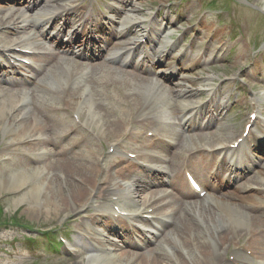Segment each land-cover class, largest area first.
Instances as JSON below:
<instances>
[{
    "label": "bare ground",
    "instance_id": "6f19581e",
    "mask_svg": "<svg viewBox=\"0 0 264 264\" xmlns=\"http://www.w3.org/2000/svg\"><path fill=\"white\" fill-rule=\"evenodd\" d=\"M264 2V0H263ZM74 3V0H45V2L38 5L36 10H34L31 14L26 12H22L19 16V22L21 24H25L30 26L28 22V18L33 17L34 25H38L42 23L43 25L47 22H43L44 18L49 17L52 18L53 16L60 17L61 19L65 20V23L69 22L70 15H75L76 9H67L71 4ZM122 6V5H121ZM119 7L120 9L122 7ZM127 8L125 15L123 16L122 20H120V30L116 33L117 36V44L112 53H108L104 56L102 63L104 62H118L122 64V56L118 57L119 51L123 49L122 55L124 58L129 54V48H126L125 45V38L128 34H130L131 30H137L141 26V18L145 16L141 14L140 7L138 5H129L125 6ZM143 18V19H144ZM8 23V22H7ZM125 35V37H123ZM2 45L0 49H2L3 53H6L8 56H12L16 54V48L22 47L21 44L14 43L16 40H8L2 34L0 35ZM78 38V37H76ZM133 45L138 42V37L133 36L132 39ZM166 41H161V44H166ZM46 63V62H44ZM102 63H96L100 65L99 70L92 72V81L83 82V84L78 88V93L76 96H72L69 94L68 89L60 88L58 90H52L45 85H40L41 79H44L43 82H52L60 84L64 79L67 77L69 72V66L67 65V60H64V57L59 58L57 61L49 64V68L46 71V74L39 80V82L35 85L34 92V103L38 104L39 107L43 111H48L53 109L52 105H48L41 100L39 93H43L44 95L50 96L52 99L58 98V91L61 89L63 91L64 96H69L74 104V109L77 112H81L84 114L85 120L89 123L88 126L95 127L100 135H105L107 132H116L117 129L120 127L119 121L123 119V115L125 113L120 109H116L117 118L114 119L110 116L112 111H114L113 103L117 102L118 99H114L115 96L112 94L108 96L106 88L109 86V83H114L112 77L119 71L116 66H112L109 63L105 64L104 66ZM84 70V69H82ZM82 74V71L80 72ZM210 78L206 80L209 81ZM160 80V81H159ZM162 81L161 78L155 79L154 81L148 80L146 77L136 78L132 77L131 80L128 81L125 88L126 90H132L133 93L136 90L138 94L142 93L145 94V100L151 98V102H157L163 95V90L161 89ZM10 87V86H9ZM9 87H5L6 92L4 93L3 97L0 99V125H3L4 120L6 119V113H8L13 107L21 102H24V98L26 96L25 91L21 92L19 89L17 92H13L9 90ZM120 88H124L120 86ZM4 88L0 87V93ZM212 90V87L209 89ZM41 91V92H40ZM170 94L166 97L163 101L162 106L170 105L171 101H174L177 106H180V112L184 111L187 106L191 104L198 103L196 98L200 94L199 89H190L187 86L183 85V88L179 91H169ZM209 92V91H208ZM137 96L132 95V98L135 99ZM60 98V97H59ZM81 98H84V104L82 107H78L79 101ZM256 106H259V103L264 101V93L259 97L256 98ZM259 102V103H258ZM112 103V104H111ZM180 104V105H179ZM222 104L218 103L217 109L221 108ZM25 108V107H22ZM224 107L221 108L220 113L222 112ZM30 109L25 108L24 111H20L19 114L22 116L20 122H16L13 126V130L11 133L15 136V139L22 138L25 134H29L31 137H37L42 132L45 131L44 125L39 124L36 118V113L31 114ZM114 111V113H115ZM79 112V113H80ZM18 114V115H19ZM33 115V116H32ZM15 118L9 119L6 121L5 126H12ZM52 127V135H56V137L60 136L59 134L64 133L68 127H72V122L69 119H65L64 115L53 117L51 121ZM188 125V123H184V125ZM217 132L213 133L210 132L209 136L213 142H215L214 146H219L221 150L225 148V143L229 142L228 140L233 139V134L235 133V129L233 125L226 122H218L217 123ZM70 130V128H69ZM68 131V130H67ZM66 131V132H67ZM56 139V138H55ZM169 142H173V139H170ZM94 140L90 138L85 144H83L82 149L78 152H75L72 155L67 156L66 151L61 150L58 152V156L56 159L48 162L46 165H38L36 170L37 173H42L46 171L47 173L52 170L60 171L62 174H69L71 170H77L79 173L78 177L81 178V183L83 185L79 186L76 185L74 181V177H69V185H71V195L68 196L65 194V191L60 189V184H54L55 180L53 177L44 176L40 179L39 182L32 183L29 188L27 189L28 195H31V203H29L28 207L25 210H35L37 212V205L42 204V208L44 209L45 213L49 210V208L55 210V212L59 211V209L65 204H71L72 200L87 194L88 191L86 189L91 190L93 187L94 181V171L97 169V157L98 155H94L95 146ZM233 143V142H232ZM36 143L32 144L30 147L32 148L31 151H37L38 149H34ZM237 147L238 150L233 152L232 154L234 157L230 160L237 159L238 161L241 160V150L245 147V143H241ZM168 150L166 149V155L160 152V157L156 158L150 156L149 154H142L140 156V160L144 162L151 163V162H158V165L152 166L155 169V172L162 171L166 163V156ZM225 154L229 152L228 148L226 150L220 151ZM214 153V152H212ZM151 159V161L149 160ZM245 160V159H244ZM247 160V159H246ZM250 162L247 160L244 165H249ZM94 170H91L92 166ZM204 166L203 164L198 165V168ZM236 168H240L239 162L235 164ZM74 168V169H73ZM65 172V173H63ZM31 173L27 168L24 171H17L13 175H10L9 178L5 180H0V193L4 191H15L20 188L26 181L28 176ZM128 173H124L123 175L120 174V177H113L110 178L109 187L110 190L104 193V200L103 205L101 206L99 213H105V211L109 212L111 209V202L117 200H111L113 197L119 199L121 210L125 211L128 215V219L138 222L141 221L137 217V212L141 210V206L144 203H149L150 198L153 195H156L159 190L152 193V196L146 198L145 202L138 204V200L141 198V193L145 194L146 188L153 185L154 182L145 183V186L139 185L140 188H135L133 184V179ZM68 175V176H69ZM82 176V177H81ZM72 178V179H71ZM256 180L264 182V176L261 178H257ZM157 182V181H155ZM254 182V181H253ZM160 181H158V184ZM74 184V185H73ZM68 185V186H69ZM254 185V184H253ZM46 186L45 189V197L44 201L39 203L36 201L37 194L40 189ZM251 185H243L242 190L243 194L238 195L235 193L234 201L224 200L220 198L214 197L213 193H208L206 196L208 198H204L203 202L200 204L191 203V202H184L183 208L179 209L178 206L175 204L174 207L160 205L155 209V204L152 203L146 208H153V211L150 213L151 215H156L157 217L161 218L160 222H155L156 224H160L162 219L172 218L173 221L178 222L175 226L169 230H167L165 235L160 239L157 246L154 248L157 250L159 246L162 247V250H158L156 258L148 259L144 254H137L133 251H127L125 253H119L117 250L119 249L118 244H111L112 250H105L101 249H94L89 253L87 257V264H206L208 262V255L210 254L207 245H213L212 251L215 250L219 255V258L222 257L221 251H224L223 244L224 242H230L232 236H237L238 232L242 229V227H249V225L255 224L257 225L260 222H263L260 219L261 216H264V210H247L249 209L248 206L250 203L254 204H264L261 203L263 201L258 193L264 192H249L245 193V189H249ZM257 186V185H256ZM259 187H264V185ZM204 187L214 188L213 185L205 183ZM144 188V189H143ZM179 188V187H178ZM204 190H206L204 188ZM161 198L158 199V202L164 201L166 199L163 194H161ZM35 201V204H33ZM38 202V203H37ZM81 202V201H80ZM50 206V207H49ZM216 207V208H215ZM247 208V209H246ZM142 213V212H140ZM195 214L199 216L198 218L195 217ZM207 215L214 216L216 221H211L207 219ZM197 220H195L194 218ZM193 218V220H192ZM98 219V218H96ZM95 220V218L93 219ZM110 223L114 222V220H109ZM142 222V221H141ZM115 223V222H114ZM218 225H215V224ZM229 225L232 228L230 229V233L224 231L217 234V231L222 229L224 225ZM122 230V235H125L128 232V228L121 227L119 228ZM161 230L159 233H162ZM119 233V230H118ZM88 234V233H87ZM87 241V240H86ZM103 247L105 245H102ZM244 247L247 246L243 245ZM165 248L167 249L165 251ZM252 251H256V253L245 255L242 253H236L234 256L235 262L240 264H264V247L259 244V242L255 241L253 246H249ZM180 252V255H179ZM184 258H181V257ZM222 262V261H219ZM76 264V263H75ZM210 264V262H209ZM224 264H229L226 261Z\"/></svg>",
    "mask_w": 264,
    "mask_h": 264
},
{
    "label": "rangeland",
    "instance_id": "374dc122",
    "mask_svg": "<svg viewBox=\"0 0 264 264\" xmlns=\"http://www.w3.org/2000/svg\"><path fill=\"white\" fill-rule=\"evenodd\" d=\"M24 1V0H22ZM129 1V0H128ZM127 1V2H128ZM243 1L247 2H252L254 4H257L259 6H263L264 2L263 0H186V7L183 9V7H180L179 10H173V7L171 11L174 13L175 17L177 18V22L174 26H182V29H178V35L176 36L177 43L180 44L184 39H189L191 35V31L189 30L188 32L186 31V26L190 25L191 29L196 28L197 26L200 27L201 33L198 35L199 40H195L192 42V45L196 42L198 44V50H201L205 48L206 40L209 37V30L212 25L218 26L216 30L217 33H223V38H226L227 34L231 35V43L229 45V53L223 58V59H217L214 62H209L206 64L203 68H197L195 69L194 73L192 72H186V82L180 81L176 83L175 86H173L174 90H178L183 88L184 84H190L188 85L191 87V89H203L206 90L207 88L206 85L214 84V82H217V79H224L226 77H230L233 74H236L237 72L244 73L248 77H252L254 75L255 77H261L258 75V71H260L263 75L264 70H263V64L262 60L259 62V58L257 56V50L258 49H264V15L254 11L250 6H247ZM20 2V1H19ZM16 2L14 6L13 11L9 13L11 16L10 19H13V17L21 12L19 9H25L28 4H22L21 2ZM138 2V6L140 7V11L142 15H147L149 10H154L157 7H159L161 4H164L165 2H171L172 6L177 7L178 6V0H133L132 3ZM250 4L252 5V3ZM9 2H4L0 3V24L4 23L6 21V18L8 15L6 13L1 12L4 9H7L10 7L8 4ZM121 5V3H120ZM204 5H209L210 8L206 9ZM5 15V16H4ZM122 14H120L121 16ZM177 33V34H178ZM183 39V40H182ZM187 42V41H185ZM228 50L226 51V53ZM225 53V54H226ZM256 58L257 60H255ZM254 60V62H253ZM254 63V64H253ZM259 66V69H258ZM162 70H166L165 68H161ZM96 67H94L93 71H97ZM211 77V80L207 83L205 80L207 77ZM244 77L246 82H251V80L247 77ZM117 79V80H116ZM113 78V81L116 83L109 84L108 88H106L108 96L113 95L115 96L114 99H118L117 102H114L112 105L114 107V111L116 109L120 110H125V113L123 117L125 118L127 111H128V106L127 104H143L145 101L142 100L144 97V94L140 93L138 94L137 91L135 90L133 93L132 90H126L124 88H120L122 84H125L126 82V76L119 74L117 78ZM93 79H91L92 81ZM257 78L255 79V81ZM119 81V83L117 82ZM254 85V88L260 90L264 88V82L263 83H258V82H251ZM249 83V84H251ZM53 87L51 89L53 90H58L60 86H65V87H72L70 86V83L66 85H57L54 86L53 83H50ZM234 84V83H233ZM233 84H228L229 87H234ZM59 86V87H58ZM124 87V86H123ZM236 89L239 90L241 89H246L245 85L241 83H236L235 84ZM257 90V91H258ZM75 91V89L73 90ZM60 92V90H59ZM229 95H231V91L227 90ZM132 94L134 96H137L138 99H133L131 97H128L127 95ZM206 91L202 92L199 96L204 97L206 95ZM240 95L236 98H232L230 96V100L228 101L227 113L225 114L224 118H221L220 120L222 122L227 121L231 125H233L235 132H239L242 125L246 122L247 114L250 110V101L245 93V91H242L241 93L239 92ZM126 97V98H125ZM124 99V100H123ZM39 100H42L44 103L51 105V103H56L58 104L59 99H52L48 95H43L42 98ZM53 101V102H52ZM55 101V102H54ZM71 106V105H70ZM34 109L36 111H40L42 116L46 118L45 122H42V124H45V127L48 129L49 127L51 128V125L49 124V120H51L54 116L49 115L47 116L46 113L41 111L39 108V105L35 106ZM112 111V114L110 116L114 119L117 117V112ZM7 114V113H6ZM223 115V114H222ZM221 115V116H222ZM116 117V118H115ZM122 123L119 121V123ZM120 123V126H121ZM2 125H0V130H2ZM118 130V129H117ZM210 132L215 133L214 129H210ZM50 137H52L51 132H46ZM114 132H107L105 135H102V138L95 142V152L94 155H97V152L99 153L101 150L103 151L104 155H107L106 152V141L111 138V135ZM47 135V136H48ZM49 137V136H48ZM47 137V138H48ZM74 139L72 140V138ZM77 137V138H76ZM42 138L44 139L45 136L42 135ZM71 140L67 143L60 142L57 138V143L52 144V146H49L50 144L43 143L39 147L41 148H49L51 153H46L42 156V160L36 159L34 161H29V159H26L24 155H14L11 154L10 157L13 158L12 161H10V165L8 167H2L0 168V179H5L6 177H9L10 175H13L17 171H24L27 168L31 173L28 176L27 180L30 182H39L41 178L44 176H49L50 178L53 177V180H55L54 184H60V189L62 191H65V194L70 196L71 193V185H69V177L73 176L74 181L72 183H75L76 185L82 186L80 184L81 179L78 177L79 173L78 171L71 170L70 175L69 174H62L60 171L57 169L54 170L52 167L48 173L47 169L46 171H43L42 173H37L36 174V168L37 165H42V164H47L48 162L52 163L51 161L56 159L58 156V152L61 150L66 151L67 156L74 154L75 152H78L80 149H82L83 144H85L90 138L86 136L82 131L77 130L75 134H73ZM190 139V140H189ZM188 140H183L179 146L181 145V149L179 150L178 153L184 152L185 149L188 147L189 141L192 143L193 138H189ZM197 139V138H196ZM144 139L141 141L143 142ZM45 141V140H44ZM133 142H139V137L138 133L133 135L132 137ZM204 141L210 142L212 139L209 136V132L206 133ZM2 143V134L0 131V146ZM0 156H3V154H0ZM180 157L181 155L178 154V156L172 155L168 160L171 162V181H173L176 184H183L182 181V174H183V168L182 164L180 162ZM1 158V157H0ZM193 160H185L183 163H185L188 166H191L197 160L200 159V156L197 154L192 155ZM115 160L114 156L109 155L105 157L104 159V166L110 167L113 164V161ZM172 163L174 164L172 166ZM262 166L259 168L257 167L249 177L248 182L250 181L249 184H252L253 181L258 184L259 181L256 180L259 177L264 176V159L260 163ZM94 165L91 167V170H94ZM201 171L198 170V173ZM47 173V174H46ZM65 173V172H63ZM69 175V176H68ZM80 176V175H79ZM82 177V176H81ZM72 179V178H71ZM71 182V181H70ZM69 185V186H68ZM74 185V184H73ZM263 185V184H262ZM44 186L42 189L39 190L37 194V199L39 203L41 201H44L45 197V188ZM239 187V186H238ZM29 188V185L27 188H25L21 193H16L13 195H8L7 193H0V208L3 210L0 211V217L1 219L9 220L13 219L14 221H18L19 223H29L30 226H35L40 227V229H49L51 227H57L61 226L63 224H66L67 227H69V232L70 234L73 233L74 230V225H76L78 222L81 221V218H86L89 216V212L87 210H77L78 209V204L75 202H80L84 201V196L82 195L74 200H72V203L74 204H65L63 205L59 211L55 212L52 208L45 213L44 209L42 208V204L37 205V212L35 210H25L29 203H31V195H28L29 192H27V189ZM151 189H154L151 188ZM237 188L233 189V192L238 193V195H242L243 192L242 190H236ZM89 190V189H88ZM87 191V189L85 190ZM246 193H249V189L245 191ZM250 192H255V191H250ZM264 193H258L259 196H262ZM223 197V196H222ZM235 194H231L228 196H225L220 199L224 200H229V201H234ZM262 197L261 199H263ZM37 202V203H38ZM35 204V201L34 203ZM250 203L249 205H251ZM50 207V206H49ZM216 208V207H215ZM249 209L247 210H256L252 206H248ZM79 211V212H78ZM207 219L211 221H216L214 216L207 215ZM260 219L263 220V222L258 223L257 225L252 224L249 225V227L245 228L242 227V229L238 232L240 236H232V243L228 246L229 243L224 242V251L222 253L226 254L227 256L231 253V250H234L235 245L233 243H242V241L247 237V232L250 230L254 231L255 238L264 247V216H261ZM193 220V218H192ZM215 223V222H214ZM215 225H218L217 223ZM179 225L177 224L176 227ZM232 227L227 225H224L222 229H220L218 232H224L227 231L228 234L230 233V229ZM31 230H26L23 229L22 227H15L6 225L5 227L1 226L0 227V248L2 251H0V264H31L33 260H38L39 264H86L87 260V254H78L74 257L71 255H66L67 252L62 248V254L59 251L52 250L44 245V239L38 238L36 241L30 242H25V240L18 246L16 243H14L13 240H17L18 238H23V236H31L33 238L38 237L39 234L37 233L38 231H33L30 232ZM241 235H244L243 237ZM16 238V239H15ZM109 238V235H108ZM107 239V238H106ZM11 242V243H10ZM40 242V247L37 249H33L32 247H36V243ZM4 243H9V244H4ZM27 246H31L27 247ZM124 246L119 247L122 253L130 250L128 248H123ZM160 250H162V247L159 246ZM143 250H139L138 253H141ZM157 254V252H153ZM40 254V255H39ZM148 253L146 256L148 259H150L151 254ZM214 255H218L214 253ZM223 255V254H221ZM208 259V258H207ZM219 259V258H218ZM215 264V262H218L217 259L210 258L208 259V262L206 264Z\"/></svg>",
    "mask_w": 264,
    "mask_h": 264
}]
</instances>
